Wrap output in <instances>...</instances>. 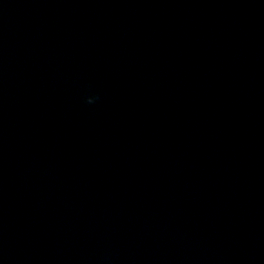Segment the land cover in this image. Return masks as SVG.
Returning <instances> with one entry per match:
<instances>
[{"label": "clouds", "instance_id": "clouds-1", "mask_svg": "<svg viewBox=\"0 0 264 264\" xmlns=\"http://www.w3.org/2000/svg\"><path fill=\"white\" fill-rule=\"evenodd\" d=\"M95 99H96V98H94V97H88V98H87V103L91 104V103L94 102Z\"/></svg>", "mask_w": 264, "mask_h": 264}]
</instances>
